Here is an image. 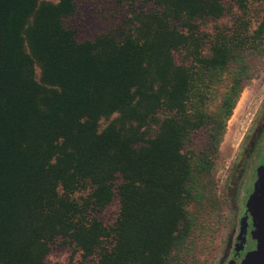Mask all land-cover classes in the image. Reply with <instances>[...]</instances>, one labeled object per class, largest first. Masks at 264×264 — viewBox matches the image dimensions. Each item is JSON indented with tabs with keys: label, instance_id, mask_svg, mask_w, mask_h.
<instances>
[{
	"label": "trees",
	"instance_id": "1",
	"mask_svg": "<svg viewBox=\"0 0 264 264\" xmlns=\"http://www.w3.org/2000/svg\"><path fill=\"white\" fill-rule=\"evenodd\" d=\"M117 1L122 23L76 41L74 0H0V264H45L53 245L94 264H183L208 228L264 11L250 30L249 0H230L241 16L216 28L225 0Z\"/></svg>",
	"mask_w": 264,
	"mask_h": 264
},
{
	"label": "rangeland",
	"instance_id": "2",
	"mask_svg": "<svg viewBox=\"0 0 264 264\" xmlns=\"http://www.w3.org/2000/svg\"><path fill=\"white\" fill-rule=\"evenodd\" d=\"M56 2V0H45ZM137 2H140L137 0ZM74 12L63 20L64 26L74 32L76 41L89 40L103 31L110 23H122L129 15L127 6L117 0H74ZM228 9L225 16L216 22V28L230 26L238 19L240 13L230 0L224 1ZM264 6L260 3L247 1V9L243 20L249 22L250 30L254 29L260 19ZM241 16V15H240ZM211 27V26H210ZM212 30V27L208 29ZM35 73H38L35 68ZM264 115V57L256 60L253 67V77L242 89L225 124L224 134L218 146V155L211 170V191L214 197V207L209 213L202 215L201 224L207 223V230L195 231L192 241L191 256L183 264H223L227 256L229 239L233 243L236 233V218L238 203L232 209L229 204L230 192L236 187V178L245 156V137ZM238 187L239 200L244 193V179ZM117 200L95 217L104 225L113 222L117 211ZM234 220L232 222V217ZM232 223V226H231ZM234 229V231H233ZM182 257V256H181ZM180 262V261H179ZM181 263V262H180ZM45 264H94L93 260L82 261L78 254L71 256L70 250L61 245H53L45 258ZM171 264V263H170ZM172 264H175L172 262Z\"/></svg>",
	"mask_w": 264,
	"mask_h": 264
},
{
	"label": "water",
	"instance_id": "3",
	"mask_svg": "<svg viewBox=\"0 0 264 264\" xmlns=\"http://www.w3.org/2000/svg\"><path fill=\"white\" fill-rule=\"evenodd\" d=\"M244 184L237 200L236 233L224 264H264V141Z\"/></svg>",
	"mask_w": 264,
	"mask_h": 264
},
{
	"label": "flooded vegetation",
	"instance_id": "4",
	"mask_svg": "<svg viewBox=\"0 0 264 264\" xmlns=\"http://www.w3.org/2000/svg\"><path fill=\"white\" fill-rule=\"evenodd\" d=\"M263 141H264V115H263L262 119L260 120V122L258 123V126L254 129H252L249 133H247V135L245 137L244 147L246 148V150H245L244 160L241 164L239 174L236 178L237 187H239L241 185L240 183H241L242 178L249 171V169L252 167L255 159L259 156L261 145H262ZM233 231H234V229H233ZM231 246H232L231 239H229L227 247H226L227 256L230 252ZM227 256H226V258H227Z\"/></svg>",
	"mask_w": 264,
	"mask_h": 264
}]
</instances>
